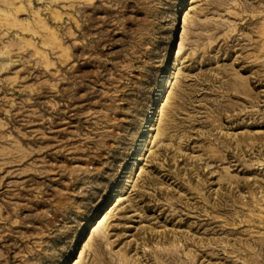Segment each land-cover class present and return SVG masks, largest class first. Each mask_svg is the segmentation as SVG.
<instances>
[{
	"label": "rangeland",
	"instance_id": "obj_1",
	"mask_svg": "<svg viewBox=\"0 0 264 264\" xmlns=\"http://www.w3.org/2000/svg\"><path fill=\"white\" fill-rule=\"evenodd\" d=\"M256 252L264 0H0V264Z\"/></svg>",
	"mask_w": 264,
	"mask_h": 264
},
{
	"label": "bare ground",
	"instance_id": "obj_2",
	"mask_svg": "<svg viewBox=\"0 0 264 264\" xmlns=\"http://www.w3.org/2000/svg\"><path fill=\"white\" fill-rule=\"evenodd\" d=\"M181 51H182V47L180 46V48H179V50H178V55L181 53ZM164 105H165V101H163V103H162V106H161V109H160V112H162L163 111V108H164ZM239 148V147H238ZM240 151V150H239ZM239 162H241V161H239ZM240 166H242L243 167V162H241L240 163ZM229 177V176H228ZM222 180H224L225 181V179H222ZM228 180H230V179H228ZM238 187H241V182H240V180H239V183H238ZM263 200V199H262ZM118 201H121V198H119L118 199ZM220 206H223L224 208H226L227 207V205L225 204V202H223V203H221V205ZM106 220H107V215H105L103 218H102V220L101 221H99L97 224H96V226H95V228L93 229V231H92V233L94 234V233H97V231L106 223ZM246 252H247V250H245ZM175 252V251H174ZM172 253V252H171ZM176 253V252H175ZM232 253H235V251H233ZM259 256H260V254L258 253V252H256V253H254V254H252V257H254V258H256V259H254L253 261L254 262H256L257 264H259L258 262H259ZM253 259V258H252Z\"/></svg>",
	"mask_w": 264,
	"mask_h": 264
}]
</instances>
